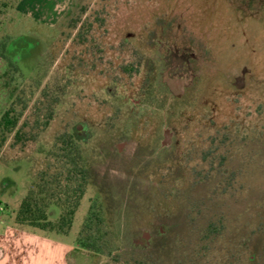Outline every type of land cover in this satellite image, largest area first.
Instances as JSON below:
<instances>
[{"label": "rangeland", "instance_id": "374dc122", "mask_svg": "<svg viewBox=\"0 0 264 264\" xmlns=\"http://www.w3.org/2000/svg\"><path fill=\"white\" fill-rule=\"evenodd\" d=\"M6 2L0 114L18 121L0 147V234L62 166L55 140L80 132L85 194L66 236L23 227L31 263L264 264V0ZM91 208L100 254L76 243ZM8 236L4 264H25Z\"/></svg>", "mask_w": 264, "mask_h": 264}, {"label": "trees", "instance_id": "16d2710c", "mask_svg": "<svg viewBox=\"0 0 264 264\" xmlns=\"http://www.w3.org/2000/svg\"><path fill=\"white\" fill-rule=\"evenodd\" d=\"M6 1L8 2V0ZM8 4L10 5L9 2ZM8 4H4L2 7L7 8L6 5ZM9 46V41L0 43V58L7 62L9 68L16 69L14 59H10L13 56L10 55L12 50ZM13 113L12 108H8L0 114V147L3 146L6 137L16 127L18 118L13 116ZM51 113V110L48 111L44 118L43 125L41 124L43 129L48 127L49 121H51ZM77 134L61 135L55 140V147L59 152L62 166L58 168V172L52 177H46L45 173L40 174L37 183L28 190L13 216L15 226L27 227L31 230L57 236L68 234L74 215L85 194L89 175L82 164L77 146L79 140L77 137L75 138ZM20 136L21 133H17L15 135L16 140ZM51 209L58 212L53 221L50 219L53 215ZM99 215L91 208L76 238V243L82 250L95 254H100L101 249L93 239L92 223L97 222L99 224L102 222Z\"/></svg>", "mask_w": 264, "mask_h": 264}, {"label": "crops", "instance_id": "0c3cea01", "mask_svg": "<svg viewBox=\"0 0 264 264\" xmlns=\"http://www.w3.org/2000/svg\"><path fill=\"white\" fill-rule=\"evenodd\" d=\"M1 226H2V223L0 222V228L2 229L3 227ZM8 235H11L14 241L18 243V245L20 244L19 247H21V244L24 245V249L26 250V252H25V255L23 256V261H25V264H33L31 263L33 262L32 261L33 256L31 255V253L29 256L30 258L29 257L27 258L26 256H27V253L32 250L33 244L34 246H37L40 244L38 241L39 239L36 237L33 238L32 236L28 235V232H26V230H24L23 227H19V229H14V230L4 228V232L0 234V241L1 240H3L4 242L10 241V238ZM3 259H4V256H2V253L0 250V264H4Z\"/></svg>", "mask_w": 264, "mask_h": 264}, {"label": "flooded vegetation", "instance_id": "af4514ba", "mask_svg": "<svg viewBox=\"0 0 264 264\" xmlns=\"http://www.w3.org/2000/svg\"><path fill=\"white\" fill-rule=\"evenodd\" d=\"M184 51V50H183ZM182 52V51H181ZM182 53H184V52H182ZM184 59V58H183ZM173 61H175V60H173ZM183 60H181V62H182ZM183 62H185V61H183ZM177 68V67H176ZM175 68V69H176ZM191 75V74H190ZM191 76H193L194 77V75L192 74ZM190 83H192L191 82V80H188V85L190 84ZM187 85V84H186ZM181 95V94H180ZM180 95H177V96H180ZM84 129L85 128H83L82 130H83V132H84ZM80 133V132H79ZM78 133V134H79ZM176 143H177V140H176ZM166 144V145H165ZM170 148H172V143L171 144H169V141L168 142H164V141H161V149L162 150H167V149H170ZM133 153H134V151H133ZM169 153L171 154V151L169 150ZM175 153H176V151H175ZM132 155V153H130V156ZM178 163V162H177ZM172 164H176V159H173L172 160ZM178 164H180V163H178ZM175 167V166H174ZM175 170H178V168H177V165H176V167H175ZM177 172L175 171L174 172V174H173V176L174 175H176L177 176V174H176ZM222 174L224 175L225 174V172H222ZM207 190V189H206ZM206 193H208V192H206ZM205 193V194H206ZM144 239H146V237H144Z\"/></svg>", "mask_w": 264, "mask_h": 264}, {"label": "built area", "instance_id": "2783aa9c", "mask_svg": "<svg viewBox=\"0 0 264 264\" xmlns=\"http://www.w3.org/2000/svg\"><path fill=\"white\" fill-rule=\"evenodd\" d=\"M0 211H2V209L0 208Z\"/></svg>", "mask_w": 264, "mask_h": 264}]
</instances>
